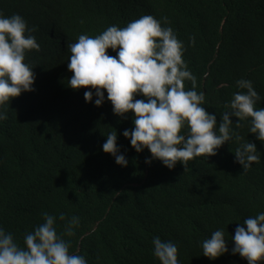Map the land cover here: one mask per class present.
<instances>
[{
  "label": "trees",
  "instance_id": "1",
  "mask_svg": "<svg viewBox=\"0 0 264 264\" xmlns=\"http://www.w3.org/2000/svg\"><path fill=\"white\" fill-rule=\"evenodd\" d=\"M0 13L35 26L30 34L40 45L24 61L33 66L34 90L11 98L8 118L0 121V227L23 247L46 212L56 217L69 253L87 264H160L154 236L177 245L179 264H247L230 249L236 226L264 212V141L248 132L250 118L236 127L238 118L230 117L241 140L225 142L216 155L197 156L185 168L146 164L148 149L137 153L122 134L134 128L133 113L117 116L107 98L100 106L85 102L90 86H68V45L81 34L95 37L110 25L123 28L152 15L183 42L182 58L218 126L233 93L246 91L237 80H250L264 97V0H0ZM184 88L192 82L185 80ZM115 131L124 167L102 149ZM247 141L262 160L242 172L234 151ZM73 216L79 225L64 235ZM218 229L229 251L210 260L201 243Z\"/></svg>",
  "mask_w": 264,
  "mask_h": 264
},
{
  "label": "clouds",
  "instance_id": "2",
  "mask_svg": "<svg viewBox=\"0 0 264 264\" xmlns=\"http://www.w3.org/2000/svg\"><path fill=\"white\" fill-rule=\"evenodd\" d=\"M33 31L35 26L29 28L19 14L0 13V121L8 118L6 108L11 98L34 90L33 66L24 62L27 51L40 48L36 37L30 34ZM68 48L71 54L67 68L73 73L68 86H90L84 92L85 102L100 106L107 98L117 116L131 111L134 128L125 129L122 134L130 138L137 153L148 149L151 155L145 158L146 164L159 160L172 169L179 162L185 168L197 156L216 155L225 142L241 140L232 128V116L238 118L236 127L250 118L248 132L264 141V107H256L264 97L252 82L236 81V86L246 91L233 93L217 126L215 115L203 107L204 92L196 91V78L182 58L183 42L171 27H163L152 15L141 16L123 28L110 25L95 37L81 34ZM108 49L116 55H109ZM185 80L192 82L190 90H185ZM137 96L143 99H135ZM102 149L118 165L127 166V159L119 152L116 131L107 135ZM234 157L242 172L262 160L256 145L249 141L235 149ZM42 215L44 222L25 234L23 247L12 233L0 227V264H87L84 256L69 253V243L57 233L56 217L46 212ZM59 219L65 220L63 213ZM242 223L244 226L238 224L231 237L234 243L230 252L238 253L247 264H258L264 261V212L249 216ZM78 225L79 218L71 217L64 235H74L73 229ZM151 243L152 254L160 264H179L176 244L159 236H154ZM226 244L223 230L218 229L202 241V254L215 259L229 251Z\"/></svg>",
  "mask_w": 264,
  "mask_h": 264
}]
</instances>
